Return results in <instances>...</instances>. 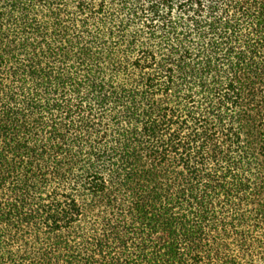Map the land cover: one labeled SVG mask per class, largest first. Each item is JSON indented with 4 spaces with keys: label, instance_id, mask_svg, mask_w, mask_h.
<instances>
[{
    "label": "trees",
    "instance_id": "1",
    "mask_svg": "<svg viewBox=\"0 0 264 264\" xmlns=\"http://www.w3.org/2000/svg\"><path fill=\"white\" fill-rule=\"evenodd\" d=\"M0 264H264V0H0Z\"/></svg>",
    "mask_w": 264,
    "mask_h": 264
}]
</instances>
